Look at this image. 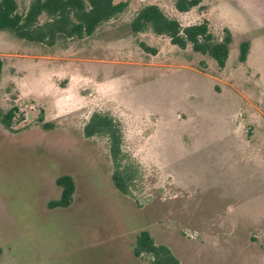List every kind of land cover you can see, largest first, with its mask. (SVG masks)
I'll return each mask as SVG.
<instances>
[{
    "label": "rangeland",
    "instance_id": "374dc122",
    "mask_svg": "<svg viewBox=\"0 0 264 264\" xmlns=\"http://www.w3.org/2000/svg\"><path fill=\"white\" fill-rule=\"evenodd\" d=\"M128 2L92 36L53 46L0 30V115L19 107L14 131L0 121V264H149L133 254L144 229L182 264H264V2L203 0L186 13L174 0ZM148 3L183 25L207 19L219 37L229 28L226 66L134 33ZM94 111L123 123L139 202L115 188L106 140L84 135ZM62 174L74 201L49 208Z\"/></svg>",
    "mask_w": 264,
    "mask_h": 264
},
{
    "label": "trees",
    "instance_id": "16d2710c",
    "mask_svg": "<svg viewBox=\"0 0 264 264\" xmlns=\"http://www.w3.org/2000/svg\"><path fill=\"white\" fill-rule=\"evenodd\" d=\"M203 0H174V7L180 13L201 8ZM129 7L128 0H0V30L10 31L17 38L30 43L53 46L59 38L84 39L92 36L102 24L124 13ZM134 33L151 31L158 36H166L173 45L181 49L189 46L196 52L213 57L220 68L226 66L232 32L224 29L221 37L210 29V22L204 19L194 24L183 25L169 15L159 4L143 5L130 22ZM140 47L152 54L157 49L145 42ZM250 43L240 45L239 61L247 60ZM4 71V60L0 57V83ZM18 106H12L0 115L6 129L14 131ZM45 129L54 125L45 120L44 111L38 117ZM83 132L86 138L100 137L107 142L112 162V181L123 195L131 196L139 202V183L143 176L141 166L125 148V130L120 119L110 112L94 111L86 121ZM61 188L58 199L48 203L49 208L69 207L74 201L76 181L70 174L56 178ZM133 254L149 264H182L179 257L166 244L157 243L149 230H141L135 241Z\"/></svg>",
    "mask_w": 264,
    "mask_h": 264
},
{
    "label": "crops",
    "instance_id": "0c3cea01",
    "mask_svg": "<svg viewBox=\"0 0 264 264\" xmlns=\"http://www.w3.org/2000/svg\"><path fill=\"white\" fill-rule=\"evenodd\" d=\"M251 2H252V4L253 5H256L257 4V6H258V3H261V5H262V3L264 2V0H250ZM261 5H259L260 7H261Z\"/></svg>",
    "mask_w": 264,
    "mask_h": 264
}]
</instances>
